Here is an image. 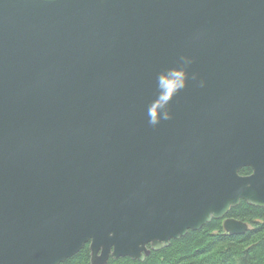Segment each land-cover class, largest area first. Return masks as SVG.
Returning a JSON list of instances; mask_svg holds the SVG:
<instances>
[{
  "label": "water",
  "instance_id": "1",
  "mask_svg": "<svg viewBox=\"0 0 264 264\" xmlns=\"http://www.w3.org/2000/svg\"><path fill=\"white\" fill-rule=\"evenodd\" d=\"M241 201L264 208V0H0V264L143 262L244 234Z\"/></svg>",
  "mask_w": 264,
  "mask_h": 264
},
{
  "label": "trees",
  "instance_id": "2",
  "mask_svg": "<svg viewBox=\"0 0 264 264\" xmlns=\"http://www.w3.org/2000/svg\"><path fill=\"white\" fill-rule=\"evenodd\" d=\"M243 168L239 174L249 175ZM226 218L244 222L250 228L241 235H228L222 220H212L198 231H188L168 247L150 252L143 262L129 258L109 259L107 264H264V208L241 201ZM60 264H89L88 245Z\"/></svg>",
  "mask_w": 264,
  "mask_h": 264
},
{
  "label": "rangeland",
  "instance_id": "3",
  "mask_svg": "<svg viewBox=\"0 0 264 264\" xmlns=\"http://www.w3.org/2000/svg\"><path fill=\"white\" fill-rule=\"evenodd\" d=\"M250 228V226L248 225V229Z\"/></svg>",
  "mask_w": 264,
  "mask_h": 264
}]
</instances>
